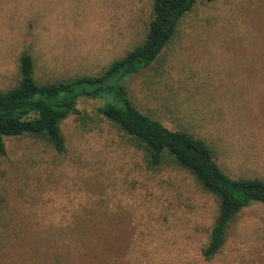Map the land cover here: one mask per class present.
I'll return each instance as SVG.
<instances>
[{"label": "rangeland", "instance_id": "374dc122", "mask_svg": "<svg viewBox=\"0 0 264 264\" xmlns=\"http://www.w3.org/2000/svg\"><path fill=\"white\" fill-rule=\"evenodd\" d=\"M151 12L152 0H0V91L17 83L25 50L39 76L98 73L144 36ZM124 84L141 111L204 139L225 172L264 179V0H197L154 65ZM101 104L83 99L84 121L62 123L65 153L32 137L6 139V242L33 236L57 255L64 237L75 250L67 264H264V203L244 208L206 259L216 198L182 168L147 166L98 114ZM10 252L0 248V264H17Z\"/></svg>", "mask_w": 264, "mask_h": 264}, {"label": "trees", "instance_id": "16d2710c", "mask_svg": "<svg viewBox=\"0 0 264 264\" xmlns=\"http://www.w3.org/2000/svg\"><path fill=\"white\" fill-rule=\"evenodd\" d=\"M197 0H152L151 18L144 36L122 57L105 65L98 73L68 77L37 75V61L25 50L19 57L17 83L0 91V158L7 155V138L32 137L48 142L58 153H65L67 141L62 123L71 115L82 122L83 99L100 100L97 111L109 120L130 142L144 153L147 166L160 169L175 166L189 172L200 187L214 196L218 212L203 247L206 259L214 258L227 241L231 223L253 202L264 203V179L233 177L219 164L215 150L202 138L186 129H172L161 120L141 111L134 103L124 80L151 68L172 43L179 24ZM94 120L85 114V126ZM18 232V231H17ZM8 242L0 234V248H11L10 259L17 264L71 263L70 249L64 237L57 243L62 248L55 255L45 251L43 244L14 233ZM26 238L33 251L21 248ZM53 246V245H52ZM66 250V251H65ZM30 255L31 257L26 256ZM70 254V255H69Z\"/></svg>", "mask_w": 264, "mask_h": 264}]
</instances>
